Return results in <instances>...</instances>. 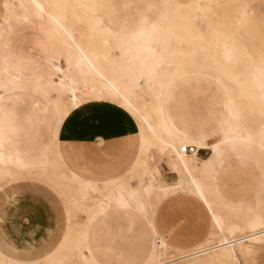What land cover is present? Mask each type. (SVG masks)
<instances>
[{
	"label": "rangeland",
	"instance_id": "374dc122",
	"mask_svg": "<svg viewBox=\"0 0 264 264\" xmlns=\"http://www.w3.org/2000/svg\"><path fill=\"white\" fill-rule=\"evenodd\" d=\"M196 3L203 7L201 11L195 10ZM3 6L4 0H0V40L6 31L18 27L28 28L40 36L36 46L45 50L60 47L62 51L60 36L54 34L56 38L52 39L46 35V31L52 32L47 22L36 19L28 24L24 17L31 18L30 15L5 21ZM64 22L72 29L77 42L88 48L94 46L104 55V58L100 59V66L104 71H108L109 66H112L119 74L125 71L131 61L130 54L125 53V48L130 43L129 38L138 30H149L151 26H155L154 37L159 36L167 41V54L171 55L169 60L167 58L166 61L160 62L157 69L159 78L167 83L162 108L171 130L176 133L185 132L191 138L197 135L204 136L212 143L228 135L227 129L232 128L241 136L249 134L255 141L259 140L260 131H264V106L258 105L253 99V94L257 92L253 76L258 67L264 66V0H89L85 18L75 20L66 13ZM164 29L170 34H165ZM180 52L187 53L186 57ZM49 59L52 64H49ZM55 61L54 57L46 56L47 65L53 67L52 73L47 72L49 74L45 84L48 86L54 84L53 77L59 75L61 79L72 72L64 65L61 73H57ZM179 64H183L181 68ZM2 72L12 79L10 92L16 93L17 90L23 89L16 76L10 75L4 68ZM40 78L41 76L38 77ZM147 84V79L141 77L138 89L143 92ZM45 87L47 86L37 85L35 89L44 90ZM54 89L56 91L55 86ZM260 90L264 93V86ZM78 96L82 104L92 102L86 95L78 93ZM65 98L69 99V95L65 94ZM153 119L155 120L154 117ZM261 142L264 143V140ZM225 143L215 163V171L206 179L200 178V181L208 187L209 198L214 203L216 214L223 219L224 228L238 229L233 235L234 239H238L251 234L247 224L256 217L264 223V153L256 150L255 144L254 149L244 150L238 145L229 148L228 141ZM175 145L181 144L177 141ZM151 154L154 160L150 166L159 169L160 178L151 180L148 172L143 176L138 169L133 171L130 184L143 198L145 212L135 211L133 204H130L127 210L139 213L145 222L150 215L152 201L150 199L155 189L177 179L166 155L159 156L156 151H152ZM208 156L210 152L204 150L200 151L197 157L204 159ZM128 173L129 170L119 179ZM71 178L72 176L65 178L69 187L64 193V198L70 215L66 237L72 239V243L74 241L86 243L95 224L98 225L101 238L107 241L119 239L123 235L127 237L143 235L141 232L134 233L129 229L130 226L127 229L114 230L107 219L111 214L124 215L114 211H109L103 222H94L87 229L86 219L79 215L81 211L78 209V203L73 202L77 199L72 194L77 188V183ZM90 182L97 188H102L105 183ZM224 188L232 190L231 196L224 194ZM51 200L56 209L57 224L55 234L46 247L48 253L57 247L65 229L62 204L56 196ZM85 200L88 201L87 206H93L100 198L97 193H93L86 196ZM172 206H175L174 209L166 217L173 230L177 227V232L184 242L196 238L202 229L209 230V216L195 199H180L179 203ZM224 236L231 240L228 233L224 232ZM221 237L216 231L203 248L186 253L167 250L166 255L172 257L169 260H180L191 257L199 250L210 252L218 245ZM154 240L155 237L152 238L150 250L145 256H148L151 247L156 245ZM71 246L74 247L71 251L67 246L60 247L57 256L42 264H50L53 259L73 260L77 264H100L94 257L92 258L88 246L83 244ZM235 254L238 259L232 264H264V241L252 244L245 256L237 255L236 251ZM145 256L137 264H143L148 258ZM196 256L199 259L204 257L202 253ZM0 258L3 260L1 256ZM3 262L20 264L4 260Z\"/></svg>",
	"mask_w": 264,
	"mask_h": 264
},
{
	"label": "crops",
	"instance_id": "0c3cea01",
	"mask_svg": "<svg viewBox=\"0 0 264 264\" xmlns=\"http://www.w3.org/2000/svg\"><path fill=\"white\" fill-rule=\"evenodd\" d=\"M39 40L36 31L21 27L6 31L0 40V67L16 76L23 88L16 93H5L0 101V154L26 162L29 171L20 172L11 182L0 180V256L4 261L42 264L56 256L60 247L83 244L100 264L140 263L152 244L153 237L147 226L150 215L146 222L134 211H128L127 215L111 214L107 219L114 230L130 226L134 233L141 232V237L123 235L107 241L101 238L97 224L86 243H72L66 237L70 215L64 198L69 187L65 178L74 176L103 183L123 176L137 160L139 128L129 113L108 101L87 102L62 116V95L54 89L60 76L53 77V85L45 84L47 75L53 72L46 56L54 57L63 70L62 51L60 47L39 48L35 45ZM37 85L47 87L35 89ZM223 192L231 196L232 190L224 188ZM54 196L62 204L65 229L57 247L48 253L46 247L57 224L51 200ZM184 198L195 199L206 210L210 221L209 230L202 229L196 238L185 242L166 217L174 209L172 205ZM152 227L156 238L169 250L186 253L208 239L212 220L209 209L197 196L177 192L166 196L155 207Z\"/></svg>",
	"mask_w": 264,
	"mask_h": 264
},
{
	"label": "bare ground",
	"instance_id": "6f19581e",
	"mask_svg": "<svg viewBox=\"0 0 264 264\" xmlns=\"http://www.w3.org/2000/svg\"><path fill=\"white\" fill-rule=\"evenodd\" d=\"M88 1L4 0L3 6L5 21L19 16L30 15L31 18L24 17L28 24H30L31 20H44L52 28V32L46 31V35L52 39L56 38L54 34L60 36L65 66L72 71L70 74L61 77L55 84L56 92L62 95L60 97L63 106L62 116L82 105V100L78 96V93H80L81 95H86L90 101L115 103L126 110L138 125L139 154L135 164L129 169V173L126 176L105 182L102 188L95 187L90 181L82 182L72 176L71 179L77 183V188L72 191V194L75 199L77 197L73 202L76 201L78 203V209L81 211L79 215L86 219V227L88 229L94 222H103L109 211L127 215L130 204H133L135 211L144 213V200L130 184L132 180L131 173L138 169L143 176L148 172L151 180L160 178L159 169L156 166L153 168L150 166V163L154 160L151 152L156 151L159 156L166 155L168 157L171 169L177 175V179L172 183L164 184L162 187L155 189L150 199V201L152 200L149 210L150 220L147 226L150 234L155 237L154 245L158 238H156L152 227L153 211L162 199L177 192H188L197 196L207 206L211 215L212 231L208 239L212 238L216 231L222 237L218 245L213 250H209L210 252H207L208 250H199L193 253L191 257H185V259L180 260H169L172 257H167L166 251L171 250L158 240L159 244L151 247L149 255L145 256L148 258L143 264H182L183 262L185 264H232L238 259H236L235 251L238 253L237 255L245 256L249 253L252 244L264 241V223L260 218L256 217L255 220L247 224L251 234L234 239L233 235L238 229L224 228L223 219L216 214L214 203L209 198L208 187L200 181V178L206 179L215 171V163L219 159L221 147L226 144V141H228L229 148L238 145L244 150L254 149L253 144H255V149L264 153V143L261 142L264 140V131H260V138L255 141L251 135L245 134L241 136L234 129L229 128L226 131L228 135L209 143L208 138H191L186 133H176L171 130L166 122L162 108V100L167 83L161 80L157 73L160 62L171 58V55L167 54V41L159 38V36L158 38L154 37L156 33L155 26H151L149 30H138L129 38L130 43L125 48V53L130 54L131 59L125 71L119 74L113 70L112 66H109L108 71H104L103 67L101 68L100 66V59L104 58V55L94 46L88 48L77 42L73 36L72 29L64 22L66 13H69L71 18L75 20L80 21L81 18H85ZM202 9L203 7L196 3L195 10L201 11ZM164 33L170 34L166 29H164ZM184 53L182 52L181 54ZM184 55L186 57L187 53ZM183 61L185 63V60ZM48 62L52 64L50 59ZM182 65L179 67L181 68ZM54 67L57 73H61V68L58 65H54ZM179 67L178 69H180ZM141 77H145L148 82L143 92L138 89V81ZM253 79L257 88V92L253 94V99L258 105L264 106V93L260 90L264 86V66L256 69ZM12 84V79L5 76L0 67V101L4 94L9 92ZM65 94L69 95V99L65 98ZM177 141L181 145L176 146ZM186 145L208 150L210 156L201 159L196 155L181 154L179 147ZM20 172L29 173L28 165L25 162L0 154V180L13 181L19 176ZM93 193H97L100 200L95 202L93 206H87L86 203L88 201L86 202L85 197ZM224 232L228 233L231 240L224 236ZM208 239L199 248H203L208 243ZM67 247H69L70 251L74 248L71 245ZM201 253L204 257L202 256L203 258L199 259L196 255ZM0 264L8 263L3 262L0 258ZM50 264L77 263L73 260L53 259Z\"/></svg>",
	"mask_w": 264,
	"mask_h": 264
},
{
	"label": "built area",
	"instance_id": "2783aa9c",
	"mask_svg": "<svg viewBox=\"0 0 264 264\" xmlns=\"http://www.w3.org/2000/svg\"><path fill=\"white\" fill-rule=\"evenodd\" d=\"M200 151H204V149H198L192 145H186V146L179 147V152L185 155H196L199 157ZM156 244H159L158 240L156 241Z\"/></svg>",
	"mask_w": 264,
	"mask_h": 264
}]
</instances>
